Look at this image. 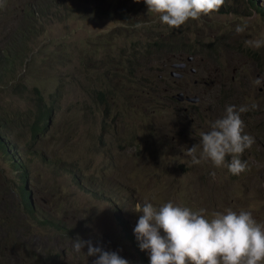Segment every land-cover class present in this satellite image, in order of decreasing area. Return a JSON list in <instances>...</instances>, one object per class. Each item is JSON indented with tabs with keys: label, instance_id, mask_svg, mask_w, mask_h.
I'll return each mask as SVG.
<instances>
[{
	"label": "rangeland",
	"instance_id": "374dc122",
	"mask_svg": "<svg viewBox=\"0 0 264 264\" xmlns=\"http://www.w3.org/2000/svg\"><path fill=\"white\" fill-rule=\"evenodd\" d=\"M1 1V23L21 25L32 0ZM256 1L260 12L248 0H224L223 12L189 20L179 29L147 13L143 0H60L51 16L36 21L39 35L28 43L30 53L0 84V123L7 131L1 134L16 145L9 154L0 150V264H35L34 257L43 252L58 257V264H93L95 256L84 261L87 245L74 251L78 238L117 252L129 264H150V253L139 248L145 252L146 259L141 258L117 219L127 221L140 244L133 229L142 213L133 207L143 202L158 208L174 201L193 211L204 209L208 219L229 209L250 211L264 225V86L255 84L256 78L264 80V44L256 47L264 41V0ZM103 6L114 19L89 13ZM1 23L0 44L12 37L7 33L12 28ZM98 72H104L108 91L104 115L93 101L94 87H103ZM16 82L24 86L23 94L12 93ZM34 87L45 98L62 90L59 109L44 132L46 160L29 152L34 142L27 115ZM171 92L199 99L170 101ZM230 105L249 108L240 116L246 120L244 133L255 141L238 157L247 163L239 175L211 161L193 164L186 152L195 145L200 158L201 132H208ZM132 133L138 135L131 145L126 140ZM143 133L154 141L160 164L127 157L122 174L119 153L139 157L149 152ZM103 142L104 156L95 153ZM15 152L29 174L32 199L67 221L64 233L32 227L29 236L23 235L28 219L9 170ZM231 159L226 157V164ZM61 163L71 172L60 173ZM94 177V185L104 182V199L75 182Z\"/></svg>",
	"mask_w": 264,
	"mask_h": 264
},
{
	"label": "clouds",
	"instance_id": "9594fccd",
	"mask_svg": "<svg viewBox=\"0 0 264 264\" xmlns=\"http://www.w3.org/2000/svg\"><path fill=\"white\" fill-rule=\"evenodd\" d=\"M248 1L256 12H260L258 1L254 0L256 5ZM134 2L139 3L140 0ZM143 2L147 6V13L154 14L169 29H179L189 20L211 16L224 4V0ZM237 31L242 29L238 27ZM262 44L264 41H257L256 47ZM255 84L257 87L264 86V80L256 78ZM256 107V104L251 105L252 109ZM248 110L247 106H241L238 110L233 105L228 106L225 114L212 123L208 132H201L200 158L196 157L195 145L186 149L187 155L192 157V163L211 161L217 168L226 165L233 175L245 172L247 163L238 157L255 142L251 135L243 131L244 123L240 113ZM229 156L232 159L226 164V157ZM18 182L17 178L16 183ZM16 191L20 197V192ZM133 209L142 213L133 229L140 244L134 241L141 250L150 253V264H264V225L257 223L250 211L241 210L237 213L229 209L226 213L214 212L211 219H208L204 209L193 211L171 201L158 208L150 202L143 205L137 203ZM85 245L87 252H83L84 261L87 257L95 256L93 264H129L117 252L93 246L91 240L78 238L73 241V249L77 253L82 252ZM133 246L137 250L134 242Z\"/></svg>",
	"mask_w": 264,
	"mask_h": 264
},
{
	"label": "trees",
	"instance_id": "16d2710c",
	"mask_svg": "<svg viewBox=\"0 0 264 264\" xmlns=\"http://www.w3.org/2000/svg\"><path fill=\"white\" fill-rule=\"evenodd\" d=\"M57 1L60 0H32L30 4V8L26 10V15L22 17V24L16 27V25H12V21L10 20L8 23H1V16H0V23L7 25L11 27L12 29H6L8 34H11V40L3 39L2 44H0V84H4L5 77L8 74H13L15 72V69L18 67V65H22L23 60L27 57V55L31 51V47L28 44L31 41V38H34L38 34V31L36 29V21L39 20V18H47L53 14L52 8H54L57 4ZM254 5H256V2L254 0H250ZM3 2L0 0V3ZM2 6L0 7V13H1ZM70 11V9H69ZM224 10L220 9L219 12H223ZM91 15H97V16H106V18H115V13L104 9V6L101 10L93 9L89 12ZM40 18V19H41ZM160 45V43H158ZM158 49V48H155ZM12 71V72H11ZM96 77L98 79L102 78V86L101 87L98 83L97 86L94 87L95 89L92 91L96 94L95 100H93L97 107V113L102 112L104 115V95L108 91H104V72H98L96 74ZM124 85V83H122ZM129 89L125 90V93L128 92ZM12 93L14 94H23L24 93V86L21 83L17 82L12 85ZM33 100H32V109L30 110L29 114L27 115V126L31 135V138L34 142L33 147L29 150V152L33 155L40 156L43 160H46V151H45V145H44V132L47 130L48 125L50 124V121L53 118L54 112L57 109V105L59 104L60 97L62 95V90L60 88L57 89V92L49 94L48 98H45L38 88H33ZM144 101H149V99H145ZM143 102V101H142ZM139 105V103H138ZM110 108L106 106L105 112L109 113ZM139 119V118H138ZM241 119L244 121V124L246 123V120L241 117ZM2 124L0 123V150L3 151V154H9V150L14 148L16 150V145L10 143L8 136H3L1 132H5L7 134V131L3 128H1ZM135 128V127H134ZM137 130V128H135ZM146 131L150 129V127L145 128ZM102 132L104 133V125L102 126ZM137 132H139L137 130ZM133 138L130 140H126L129 144H134L137 141V135L138 133H132ZM143 136L146 138L148 144H149V152L142 154L139 157H131L129 155H123L122 153H119L118 160L123 161V165L119 167V170L122 174H124V169L126 165V159L127 157L133 158V159H142L141 162L145 163L146 161H157V164H160L158 161V157H156V146L154 145V141L151 139H148L145 136V133H143ZM114 151L113 149H109V152ZM143 151V149H142ZM95 153H100L104 156V142L101 145V148L98 149ZM12 160L10 162L11 166L9 167V170L13 173H16V177L19 179V182L16 183L13 182L14 186H11L12 188L17 189L20 192V201L19 205L23 208V212L25 216L27 217L28 221L25 226H23V235L29 236L31 233H28L27 231L30 230L32 227L44 229L46 228L49 232L55 231L57 234H62L65 231L69 229V224L66 220L61 218L59 215L51 212L50 210H47L45 208L40 207V203L36 200L33 201L31 197V191L29 189V174L23 167V161L20 154L11 153ZM54 166L57 164L54 163ZM64 163H61L59 167L60 173H69L71 172L70 169L66 168L64 166ZM76 166V165H73ZM261 175L264 176V172H261ZM121 178V174L119 176ZM95 177L93 179H85V178H79L76 179V183L86 192L94 194L95 196L99 197L100 199H104V192L106 190L104 189L103 183L98 182L96 185H94ZM122 179V178H121ZM82 181V182H81ZM264 181V180H263ZM175 203L174 201H171ZM145 202H143L141 205H143ZM205 207V204H204ZM118 212H120V209H118ZM206 215V214H205ZM118 222L120 226L123 229V232L126 236V238L132 240L135 243V246L137 250L140 251L139 246H137L134 239L131 237V229L129 225V231H128V224L127 221L121 217L120 215L117 216ZM130 233V234H129ZM144 252L141 251V257L142 259H146L144 257ZM38 261L35 264H46L47 259L41 257L40 255H36L34 257ZM48 261L52 262V259H49Z\"/></svg>",
	"mask_w": 264,
	"mask_h": 264
},
{
	"label": "flooded vegetation",
	"instance_id": "af4514ba",
	"mask_svg": "<svg viewBox=\"0 0 264 264\" xmlns=\"http://www.w3.org/2000/svg\"><path fill=\"white\" fill-rule=\"evenodd\" d=\"M170 94H172V93H170ZM172 97L174 98V95H172ZM169 100L172 101L171 99H169ZM85 239H86V238H85ZM104 250H105V251H108L107 248L104 249ZM42 257L47 259L46 264H58V263H59V262H58V257L50 258V257H48V256L46 255V252H43V253H42ZM49 259H52V262H51V261H48ZM79 262H80V261H79Z\"/></svg>",
	"mask_w": 264,
	"mask_h": 264
},
{
	"label": "bare ground",
	"instance_id": "6f19581e",
	"mask_svg": "<svg viewBox=\"0 0 264 264\" xmlns=\"http://www.w3.org/2000/svg\"><path fill=\"white\" fill-rule=\"evenodd\" d=\"M179 66H183V64H182V65L180 64ZM171 73H173V72H170V74H171ZM171 75H172V74H171ZM171 93H172V94L169 95L168 98H170V99L173 100L174 98H178V93H182V92H177V93H173V92H171ZM182 94H184V93H182ZM172 95H174V98L172 97ZM183 96H184V99H183L182 101H187V99H185V97H187L188 95H185V94H184ZM178 100H179V99H178ZM192 103H193V102H192ZM130 235H131V234H130ZM131 237L134 238L132 235H131ZM137 251H138V254L141 256V251H139V250H137ZM144 253H145V252H144ZM141 258H142V257H141Z\"/></svg>",
	"mask_w": 264,
	"mask_h": 264
},
{
	"label": "water",
	"instance_id": "95a60500",
	"mask_svg": "<svg viewBox=\"0 0 264 264\" xmlns=\"http://www.w3.org/2000/svg\"><path fill=\"white\" fill-rule=\"evenodd\" d=\"M178 99H179V101H182L184 99V96H183L182 93H178ZM185 99H187V101H190V102L194 103V102H197L199 98L196 97V96H193V97L187 96V97H185Z\"/></svg>",
	"mask_w": 264,
	"mask_h": 264
}]
</instances>
